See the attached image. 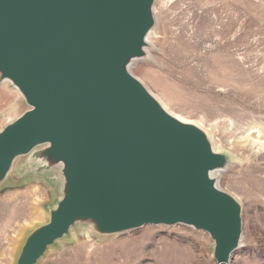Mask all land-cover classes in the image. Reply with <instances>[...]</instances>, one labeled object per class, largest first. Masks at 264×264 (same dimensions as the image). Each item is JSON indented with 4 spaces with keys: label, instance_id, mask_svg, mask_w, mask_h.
I'll return each instance as SVG.
<instances>
[{
    "label": "water",
    "instance_id": "water-1",
    "mask_svg": "<svg viewBox=\"0 0 264 264\" xmlns=\"http://www.w3.org/2000/svg\"><path fill=\"white\" fill-rule=\"evenodd\" d=\"M155 2L0 0V85L18 94L0 186L18 171L53 197L13 264H39L81 227L108 238L183 226L209 237L216 264L242 247V207L218 186L228 155L131 71L151 58Z\"/></svg>",
    "mask_w": 264,
    "mask_h": 264
},
{
    "label": "rangeland",
    "instance_id": "rangeland-1",
    "mask_svg": "<svg viewBox=\"0 0 264 264\" xmlns=\"http://www.w3.org/2000/svg\"><path fill=\"white\" fill-rule=\"evenodd\" d=\"M154 11L151 58L131 71L170 114L228 155L218 186L240 203L243 223L242 247L228 264H264V0H156ZM17 99L0 85V129ZM17 172L0 186V264H13L24 234L46 221L53 200L43 181L17 180ZM39 264L216 263L205 233L145 226L108 238L75 229Z\"/></svg>",
    "mask_w": 264,
    "mask_h": 264
},
{
    "label": "bare ground",
    "instance_id": "bare-ground-1",
    "mask_svg": "<svg viewBox=\"0 0 264 264\" xmlns=\"http://www.w3.org/2000/svg\"><path fill=\"white\" fill-rule=\"evenodd\" d=\"M151 39H152V35L150 34L149 36H148V38H147V43L150 45V46H153V44H152V42H151ZM154 47V46H153ZM147 52L149 53V54H151L152 53V51L150 50V49H147ZM177 118V117H176Z\"/></svg>",
    "mask_w": 264,
    "mask_h": 264
}]
</instances>
